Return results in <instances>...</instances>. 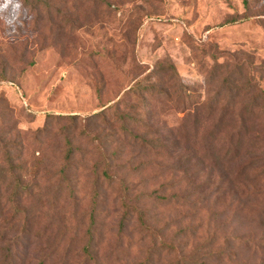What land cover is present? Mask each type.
<instances>
[{
	"label": "rangeland",
	"instance_id": "obj_1",
	"mask_svg": "<svg viewBox=\"0 0 264 264\" xmlns=\"http://www.w3.org/2000/svg\"><path fill=\"white\" fill-rule=\"evenodd\" d=\"M20 3L15 31L0 20V132L23 137L22 174L40 188L27 221L5 202L0 264H264V0ZM117 100L118 132L89 125L118 144L114 186L66 121L35 135L49 112ZM66 137L89 152L53 198ZM124 201L136 209L122 224Z\"/></svg>",
	"mask_w": 264,
	"mask_h": 264
},
{
	"label": "trees",
	"instance_id": "obj_2",
	"mask_svg": "<svg viewBox=\"0 0 264 264\" xmlns=\"http://www.w3.org/2000/svg\"><path fill=\"white\" fill-rule=\"evenodd\" d=\"M173 66L169 67V70L172 69ZM153 71V70H152ZM141 84V81L138 82ZM261 91L263 93L264 98V87H261ZM120 100H117L115 104H107L103 106L101 109L88 113L84 116H80L77 113H54L49 112L45 117L44 124L37 128L35 131L36 136H43L47 132H49V128L51 124L60 121H66L64 125L60 128L65 129L68 133H71L78 130L79 134L89 137V142L92 143V149L90 151L97 152L100 156L99 159L93 161V172L96 174L97 181L99 178L102 181H106L108 185H115L116 178L111 170L114 166V159L116 158V154L118 152V144H115L114 137H108L107 134H101L99 132L92 133L89 125L94 121H102L105 124L112 126L114 128V123L118 121H126V117L128 112L120 113L116 108L119 107ZM113 120V122L110 121ZM90 129V130H89ZM116 132L118 130L114 128ZM125 130L123 132L124 135L127 134V128L123 126ZM9 131V130H7ZM0 132V216L3 215V208L5 202L9 197L12 200L17 201L14 202V210L11 216L16 217L17 214L23 213L22 219L24 221L28 220L29 216V208L24 207L22 205V201L26 197H30L37 190V181L28 180L26 178L25 173L22 174L23 169L26 167L23 158V137H20L19 134L14 136H8L10 132ZM92 133V135H91ZM91 136V138H90ZM135 138H133L134 140ZM132 141V139H130ZM141 146L148 148L151 150L153 147H158L160 143L156 139H148L146 137H142ZM135 141V140H134ZM112 146V149L110 148ZM89 150L84 148L78 143L73 142L72 137L65 138V148L63 150V155L61 157V162L57 168L53 170H48V177L46 179L52 178L53 180L50 183V186L46 188V190L53 189V193L51 196L56 197V195L61 194L62 192H70L71 187V177L73 174L76 175V171L79 168L77 163L83 161V157L85 153H88ZM78 155V159L74 160V157ZM123 180L117 182L116 186L119 188V191H128L129 187L127 184L122 182ZM117 188V189H118ZM3 193H7V197L4 201H2ZM38 193V190H37ZM10 200V199H9ZM124 211L121 216V223L128 220L134 213L136 206L134 203L124 201ZM92 210V209H91ZM93 218V216L91 215ZM145 214L141 212L139 214L140 223L145 224ZM13 219V218H12ZM14 221V220H13ZM27 223V222H26ZM27 228L26 226L23 230ZM147 228V227H146ZM151 229V228H150ZM58 245V244H57ZM90 243L85 244V253L87 254L88 261H96L95 257V249L89 250ZM165 247L172 249V246H168L164 244ZM53 248H55L53 246ZM93 249V248H92Z\"/></svg>",
	"mask_w": 264,
	"mask_h": 264
},
{
	"label": "clouds",
	"instance_id": "obj_3",
	"mask_svg": "<svg viewBox=\"0 0 264 264\" xmlns=\"http://www.w3.org/2000/svg\"><path fill=\"white\" fill-rule=\"evenodd\" d=\"M22 5L20 0H0V20L15 31Z\"/></svg>",
	"mask_w": 264,
	"mask_h": 264
}]
</instances>
